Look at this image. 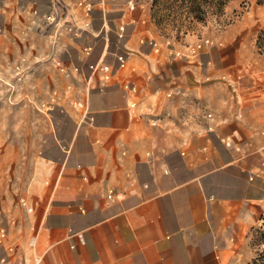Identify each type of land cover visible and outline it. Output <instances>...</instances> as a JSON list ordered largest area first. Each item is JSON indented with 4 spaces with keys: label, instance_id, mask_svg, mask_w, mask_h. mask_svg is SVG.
Instances as JSON below:
<instances>
[{
    "label": "crops",
    "instance_id": "crops-1",
    "mask_svg": "<svg viewBox=\"0 0 264 264\" xmlns=\"http://www.w3.org/2000/svg\"><path fill=\"white\" fill-rule=\"evenodd\" d=\"M22 1L0 0L1 263L248 264L264 68L169 43L135 0H50L47 33Z\"/></svg>",
    "mask_w": 264,
    "mask_h": 264
},
{
    "label": "rangeland",
    "instance_id": "rangeland-1",
    "mask_svg": "<svg viewBox=\"0 0 264 264\" xmlns=\"http://www.w3.org/2000/svg\"><path fill=\"white\" fill-rule=\"evenodd\" d=\"M41 1V2H40ZM38 0L37 13L35 19L38 27H45L43 31L51 30L55 27V21L62 15V7L55 11H48L43 5V0ZM137 3L143 4L149 10L150 20L155 29L169 43L191 44L186 39L187 36L195 35L199 43L208 39L206 47H214L215 53H219L228 49L230 59L234 57L237 51L241 65L251 67L253 70L264 68V44L257 43V35L264 28V7L257 4L256 0H229L221 13H211L206 11L203 20H197L193 17L195 13L202 15V12L189 10L179 2L174 3L169 0H160L156 6H150L151 0H135ZM22 3H25L23 0ZM40 4H42L40 6ZM58 4V3H56ZM49 12H53V17H45ZM47 13L45 16L43 14ZM40 26H39V25ZM54 40L48 41L47 48H51ZM197 45V44H196ZM208 45V46H207ZM20 49H24L23 41L20 42ZM20 91V90H19ZM54 89L51 88L53 93ZM21 92V91H20ZM51 100L49 99V102ZM42 107V106H41ZM3 108V107H1ZM16 106L12 107V111ZM25 107L23 109H27ZM40 106L36 105L38 111ZM23 109L19 111L24 112ZM40 111V110H39ZM14 112V111H13ZM261 225L252 232L250 245L253 250V256L249 263L258 257V254L264 251V244L259 241V231L263 230ZM8 229L7 217L4 212H0V245H7ZM4 250L0 246V256H3ZM2 261V260H1ZM0 261V264H2ZM248 263V264H249Z\"/></svg>",
    "mask_w": 264,
    "mask_h": 264
},
{
    "label": "trees",
    "instance_id": "trees-1",
    "mask_svg": "<svg viewBox=\"0 0 264 264\" xmlns=\"http://www.w3.org/2000/svg\"><path fill=\"white\" fill-rule=\"evenodd\" d=\"M35 1L39 3L38 0H28ZM40 1V0H39ZM160 0H151L150 8L152 10L153 6H156ZM170 1V0H169ZM174 3L179 2V4L184 5L189 10L196 12L195 10H199L202 12V15L195 13L193 17L197 20H203L206 11L211 13H221L229 0H171ZM41 2V1H40ZM257 4L262 5L264 7V0H256ZM44 5L49 4L50 0H43ZM2 16L0 15V26L2 24ZM257 43L264 44V28L260 30L257 35ZM261 222H263L262 227H264V214L261 216ZM259 241L264 244V229L259 231ZM249 264H264V251L258 254V257H255Z\"/></svg>",
    "mask_w": 264,
    "mask_h": 264
},
{
    "label": "built area",
    "instance_id": "built-area-1",
    "mask_svg": "<svg viewBox=\"0 0 264 264\" xmlns=\"http://www.w3.org/2000/svg\"><path fill=\"white\" fill-rule=\"evenodd\" d=\"M83 1L86 3V5H88L87 0H83ZM122 32H123V27L120 26L119 27V34H118L119 37L122 36ZM208 42H209L208 39H205V40L199 42L197 44V48L205 46V44H208ZM125 62H126L125 53H117V55H116V68H123L125 66ZM89 68H90L91 72L96 71L98 68L102 69L106 73L110 72V66L106 63H101L100 65H98V64L90 65Z\"/></svg>",
    "mask_w": 264,
    "mask_h": 264
}]
</instances>
